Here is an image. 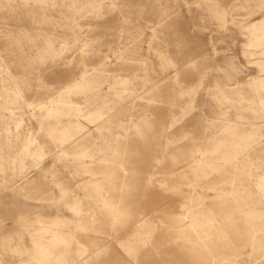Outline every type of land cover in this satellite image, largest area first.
Wrapping results in <instances>:
<instances>
[{"label": "rangeland", "instance_id": "rangeland-1", "mask_svg": "<svg viewBox=\"0 0 264 264\" xmlns=\"http://www.w3.org/2000/svg\"><path fill=\"white\" fill-rule=\"evenodd\" d=\"M0 264H264V0H0Z\"/></svg>", "mask_w": 264, "mask_h": 264}]
</instances>
